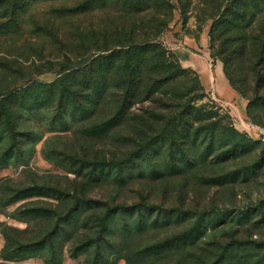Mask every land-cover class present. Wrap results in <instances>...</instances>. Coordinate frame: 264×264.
<instances>
[{
    "label": "rangeland",
    "instance_id": "obj_1",
    "mask_svg": "<svg viewBox=\"0 0 264 264\" xmlns=\"http://www.w3.org/2000/svg\"><path fill=\"white\" fill-rule=\"evenodd\" d=\"M168 1L172 8L169 23L159 39L178 64L190 70L179 85L191 91L192 114L201 120L198 125L203 131L214 122L215 130L236 132L239 156L232 157L228 142L233 138L217 137L213 149H208L202 132L191 147V164L174 167L162 153L151 161L159 164L158 174H151L147 160L135 166L134 176L126 179L88 181L73 170L65 147L74 144L95 156L118 151L120 145L113 137L76 139L73 130L55 132L50 124L55 103L46 101L22 120L27 133L23 156L7 158L11 141H0V264H264V100L256 95L253 75H249L250 57L232 61L233 69L237 66L243 71L241 60L245 66L246 71L239 73L242 92L232 85L230 76L237 80V75L226 70L225 56L219 54L220 41L211 35L215 0ZM44 10L49 8L38 4L30 14L40 18ZM29 20L23 35L31 26ZM121 21L131 27L139 24L135 17L106 8L79 15L64 31L80 28L88 33ZM9 37L0 34V61L8 50L18 55L28 52L19 59L22 66L36 64L42 70L19 85L51 83L63 74L58 63L67 46L45 34L33 42L36 45L15 48L6 41ZM190 40L199 46H189ZM180 43L191 54L205 57L210 73L215 75L222 66L236 93L234 98L220 97L211 74V86L204 85L200 73L182 62L176 45ZM0 85H5L1 77ZM256 98L249 113L248 104ZM134 106L142 107L139 102ZM27 188V196L19 194ZM84 198H89L90 207ZM102 201L115 206L147 201L154 211H144L141 225L134 222L137 214H119L103 236L96 223L106 211L99 208ZM82 202L85 206L78 209Z\"/></svg>",
    "mask_w": 264,
    "mask_h": 264
},
{
    "label": "trees",
    "instance_id": "obj_2",
    "mask_svg": "<svg viewBox=\"0 0 264 264\" xmlns=\"http://www.w3.org/2000/svg\"><path fill=\"white\" fill-rule=\"evenodd\" d=\"M214 2L217 8L211 35L220 41L219 54L225 56L226 70L231 75L232 69L237 75V80L230 76L232 85L243 92L238 86L243 81L242 72L246 71L243 60V71L237 66L233 69L232 61L248 56L255 93L264 100V92L260 94L264 91V0ZM38 4L49 10L34 18L30 12H35ZM106 8L114 9V14L135 17L139 24L131 27L121 21L88 33L80 28L64 31L79 15ZM170 9L168 0H0V34L10 36L6 40L10 46L33 44L46 34L53 42L68 47L58 63L63 73L59 78L51 83L33 81L26 86L18 83L42 70L36 64L22 66L19 59L28 52H4V60L0 61V77L5 81V85H0V141H11L7 158L23 156L27 133L22 120L46 101L55 103L50 122L55 132L67 128L73 130L76 139L113 137L120 145L118 151L112 149L110 154L102 152L95 156L87 149L81 152L74 144L65 147L73 170L88 181L126 179L134 176L135 166L147 160L151 174H158L159 164L151 161L162 153L174 167L191 164V147L202 132L208 149H213L217 137L233 138L228 144L233 147L232 157H238L240 141L236 132L215 130L214 122L203 131L198 125L201 120L192 114L191 91L179 85L190 70L182 68L174 53L159 39L169 23ZM158 14L160 18L156 17ZM28 19L31 26L23 35ZM136 29L141 30L137 33ZM257 98L248 104L249 113ZM137 102L141 108H135ZM127 125L130 129H125ZM19 194L27 196L29 189ZM85 199L90 207L91 201ZM81 205L78 209L85 202ZM99 206L106 210L96 221L103 236L119 214H137L139 218L134 222L141 225L144 211H154V205L147 201L116 206L102 201ZM45 242L49 243L48 239Z\"/></svg>",
    "mask_w": 264,
    "mask_h": 264
},
{
    "label": "crops",
    "instance_id": "obj_3",
    "mask_svg": "<svg viewBox=\"0 0 264 264\" xmlns=\"http://www.w3.org/2000/svg\"><path fill=\"white\" fill-rule=\"evenodd\" d=\"M189 46L194 47L195 45L199 46V44L195 41L193 42L190 40L188 42ZM180 58L182 59V62L187 67H193L195 68L201 75V78L203 80V83L208 88L211 86V75H213L212 80L215 84V90L220 95V97L227 99H232L236 95L235 91L232 89L230 84L228 83V80L224 74L222 66H218V69L216 70V76L213 73H210L208 61L203 56H196L193 53L191 54L187 48L183 47V45L176 44ZM205 45V44H204Z\"/></svg>",
    "mask_w": 264,
    "mask_h": 264
}]
</instances>
